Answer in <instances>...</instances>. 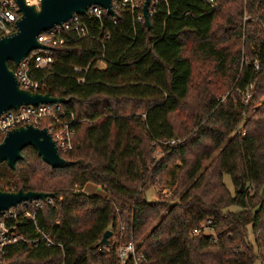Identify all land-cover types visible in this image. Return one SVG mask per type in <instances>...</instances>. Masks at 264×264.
Here are the masks:
<instances>
[{"label":"trees","instance_id":"trees-1","mask_svg":"<svg viewBox=\"0 0 264 264\" xmlns=\"http://www.w3.org/2000/svg\"><path fill=\"white\" fill-rule=\"evenodd\" d=\"M154 7L149 27L138 18L142 8L101 20L79 14L90 34L67 31L62 45L30 52L53 56L31 74L38 91L68 98L61 114L74 118L73 145L60 153L73 163L53 167L32 145L14 168L0 162V189L52 193L5 219L23 238L6 246L3 264H121L118 246L129 241L150 264H264V99L250 111L264 94V0ZM171 138L180 141L165 142ZM166 171L173 193L148 200V180ZM86 183L105 195L84 191ZM107 228L116 238L98 245Z\"/></svg>","mask_w":264,"mask_h":264},{"label":"water","instance_id":"water-1","mask_svg":"<svg viewBox=\"0 0 264 264\" xmlns=\"http://www.w3.org/2000/svg\"><path fill=\"white\" fill-rule=\"evenodd\" d=\"M113 0H39L29 4L25 0H16L21 16L16 20V29L0 36V114L8 109H17L22 104L66 102L68 98L53 96L49 92H40L19 86L9 61L18 64L31 51L46 49L50 46L38 39V35L56 24H62L73 14H84L92 4H99L106 13L116 16ZM151 0H144L142 15L147 27ZM32 145L42 159L53 167L73 163L64 158L58 150L55 139L46 127H37L31 123L22 124L7 130L0 141V162L5 161L10 168L22 157V148ZM52 193L38 190H2L0 189V212L17 206L21 202L51 197ZM112 230H104L98 245L107 244Z\"/></svg>","mask_w":264,"mask_h":264},{"label":"built area","instance_id":"built-area-1","mask_svg":"<svg viewBox=\"0 0 264 264\" xmlns=\"http://www.w3.org/2000/svg\"><path fill=\"white\" fill-rule=\"evenodd\" d=\"M25 1L27 2V0ZM143 1L144 0H113L112 6L117 13L123 7H127L130 11H134L137 8H142ZM158 1L161 0H151L149 7L150 13L153 11L155 8L154 5H156ZM208 1L212 5L214 4V0ZM86 13H89L101 20L103 15L106 13V9L99 4H92L87 8ZM20 16L21 12L18 9L16 0H0V36L14 31L16 29V20ZM138 18H143L142 12L138 14ZM67 31H74L78 36L90 34L87 24L80 18L79 14H73L62 24H56L39 34L38 39L49 46L62 45L66 41V36L64 33ZM102 38H109V33H104ZM52 61L53 56L49 52L35 53L33 55L29 53L18 64H15V68H12L19 82V86L31 90H37L38 80L32 76L31 67H43ZM100 61L105 64V61ZM258 65V61L255 59V68H257ZM98 66L100 67V65ZM75 70H81V67L76 66ZM252 85V83L248 84L245 90L242 92H246V100L249 96H251L249 88H251ZM61 111L62 106L60 102L38 104L29 103L22 104L17 109H8L0 114V141L6 134L7 130L22 124L31 123L37 127H46L51 133L52 137L55 139L59 152L60 150L67 151L71 149L73 145L72 136L75 130L71 126V121H73L74 118L72 117V120L65 119L61 114ZM178 141H180L179 138L165 140V142L172 144ZM32 201L35 209L41 207V202L39 199ZM47 201L51 202L52 200L48 198ZM26 202L28 201L21 202L20 204H22V206H26ZM15 207L16 206H13L0 212V264H3L5 261L6 246L23 238L20 234L10 231V227L5 222L6 218L16 216ZM24 213L31 217L34 216L33 213H30L27 210H24ZM211 222V220H207V223ZM194 231L197 232V229H194ZM43 239L48 245L52 243L48 237V234H43ZM31 242L36 244L35 241ZM135 249L136 246L133 241L122 243L118 246L117 252L121 264H124L129 257H133L135 264H150L144 260L143 254L137 255Z\"/></svg>","mask_w":264,"mask_h":264},{"label":"rangeland","instance_id":"rangeland-1","mask_svg":"<svg viewBox=\"0 0 264 264\" xmlns=\"http://www.w3.org/2000/svg\"><path fill=\"white\" fill-rule=\"evenodd\" d=\"M38 2H39V0H27V3H29V4H34V3H38ZM98 65L103 66L104 63L100 61V62H98ZM240 70H241V64L239 67V71ZM232 87H233V85H232ZM254 87H255V85L253 84L252 87L249 88L250 92H251V96H249L247 100L245 99L246 92H244L240 95V99H241L242 103L246 104L247 102H249L251 100V98L254 94ZM229 92H230V89L226 90L223 93H220L218 95V100L220 102H223L225 100L226 95ZM263 99H264V94L257 99H252L250 101V103H251V110L250 111H252L253 107L259 105ZM247 114L248 113H244V116L239 121V123L237 125L238 130L242 128L243 122H244ZM152 154H153L154 159L157 160L162 154L161 149L160 148L155 149V151ZM171 172L172 171L164 172L163 178L160 181H159V178H156V182H154V183H150V180H148V183H147L148 186L145 189H143V194L145 195V197L148 200H153L155 198H158V196H160L161 194L164 196H170L173 193L175 184H172V182H171V178H172ZM223 180H224L225 184L227 185V187L230 189V191L233 193L236 189V186L232 183L230 175L228 173H224ZM95 193H98L100 195L101 194L104 195V191H99V192L96 191ZM229 208L238 209V207L234 206V205H231ZM205 231L208 232V231H212V230L207 227V228H205ZM250 237H252L251 232H250ZM110 238H111V240H114L116 238L115 234L109 236V239Z\"/></svg>","mask_w":264,"mask_h":264},{"label":"crops","instance_id":"crops-1","mask_svg":"<svg viewBox=\"0 0 264 264\" xmlns=\"http://www.w3.org/2000/svg\"><path fill=\"white\" fill-rule=\"evenodd\" d=\"M105 65V64H104ZM103 65V66H104ZM103 66H100V67H103ZM83 190L86 191V192H89V193H95L96 191L99 192V191H104L102 189V187L100 185H95V184H92V183H86L84 186H83ZM98 194V193H96ZM100 195V194H99ZM102 195V194H101ZM104 195H105V191H104Z\"/></svg>","mask_w":264,"mask_h":264}]
</instances>
